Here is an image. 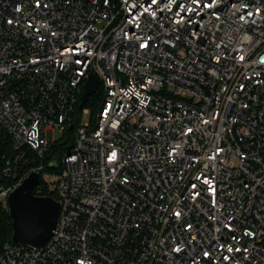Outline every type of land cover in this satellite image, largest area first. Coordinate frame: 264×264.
I'll use <instances>...</instances> for the list:
<instances>
[{"label": "built area", "instance_id": "2783aa9c", "mask_svg": "<svg viewBox=\"0 0 264 264\" xmlns=\"http://www.w3.org/2000/svg\"><path fill=\"white\" fill-rule=\"evenodd\" d=\"M34 171L58 227L0 264H264V0H0L6 210Z\"/></svg>", "mask_w": 264, "mask_h": 264}, {"label": "water", "instance_id": "95a60500", "mask_svg": "<svg viewBox=\"0 0 264 264\" xmlns=\"http://www.w3.org/2000/svg\"><path fill=\"white\" fill-rule=\"evenodd\" d=\"M99 82L98 75L91 74L84 85L79 109L84 108L90 96L96 93ZM51 165L58 167L59 161L54 159ZM39 182V172L30 173L8 198L13 242L36 248L44 246L54 235L61 210V203L56 197L35 193Z\"/></svg>", "mask_w": 264, "mask_h": 264}, {"label": "trees", "instance_id": "16d2710c", "mask_svg": "<svg viewBox=\"0 0 264 264\" xmlns=\"http://www.w3.org/2000/svg\"><path fill=\"white\" fill-rule=\"evenodd\" d=\"M102 102V93L97 92L90 96L86 106L92 109L93 117L95 118L96 112L100 107ZM80 109L76 108L75 117L73 120L74 127H70L62 137V142L53 143L50 147L49 153L47 155L46 167L51 172H58V167H53L51 165L52 160L57 159L59 162L62 160L64 155L68 153L74 146L76 130L78 122L80 121L79 116ZM35 193L39 195H52L57 197L54 190H50L48 184L44 181L42 176L40 177V183L35 188ZM13 228H12V218L8 210H6L3 205L0 204V250L7 242H13L12 240Z\"/></svg>", "mask_w": 264, "mask_h": 264}, {"label": "rangeland", "instance_id": "374dc122", "mask_svg": "<svg viewBox=\"0 0 264 264\" xmlns=\"http://www.w3.org/2000/svg\"><path fill=\"white\" fill-rule=\"evenodd\" d=\"M99 92H100V89L98 90ZM97 91V92H98ZM96 92V93H97ZM95 93V94H96ZM97 113V112H96ZM79 116H80V120H82L83 122H85V121H92V120H94L95 118L93 117V112H92V109L90 108V112L89 113H85V112H83V110L82 109H80V112H79ZM96 117V116H95ZM57 136H58V134H57Z\"/></svg>", "mask_w": 264, "mask_h": 264}, {"label": "snow or ice", "instance_id": "6c2138e0", "mask_svg": "<svg viewBox=\"0 0 264 264\" xmlns=\"http://www.w3.org/2000/svg\"><path fill=\"white\" fill-rule=\"evenodd\" d=\"M115 156V154H113V157Z\"/></svg>", "mask_w": 264, "mask_h": 264}]
</instances>
